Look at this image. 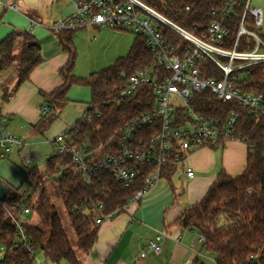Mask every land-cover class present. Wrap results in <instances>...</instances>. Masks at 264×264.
Here are the masks:
<instances>
[{"label": "trees", "instance_id": "trees-1", "mask_svg": "<svg viewBox=\"0 0 264 264\" xmlns=\"http://www.w3.org/2000/svg\"><path fill=\"white\" fill-rule=\"evenodd\" d=\"M145 1L180 26L196 31L199 25L206 26L213 20H221L212 11L226 7L232 0ZM186 5L191 6L189 12L185 11ZM236 10V14L224 21L229 29V47L234 43L244 13L242 2L237 4ZM246 23L249 28H254V18L249 12ZM78 29L56 31L68 54L67 64L60 69L64 81L51 93L41 92L49 110L42 113L33 131L44 133L69 104L70 90L74 86H87L91 89V101L84 115L62 134L76 148L98 150L104 156L118 151L119 129L125 122L154 107L156 96L146 87L133 96L122 98L119 94L124 78L154 64V52L148 46L147 37L138 35L127 56L119 58L103 71L79 78L73 73L77 60L74 35ZM162 30L170 44L179 46V50L184 49L186 44L181 35L165 26ZM35 40L32 33L23 32L19 35L12 33L0 42V76L13 69L19 49V63L15 68L18 73L17 86L29 80L32 71L42 62L41 50L29 44ZM252 46L253 43L249 48ZM199 62L201 68L208 70L211 76L220 77L221 70L214 63ZM238 75L237 83L241 89L264 93V63L247 67ZM4 97L8 98L7 91ZM193 100L194 109L207 117L224 118L232 111L239 113L237 133L249 145L248 162L238 176L222 172L205 197L185 210L177 222L185 229L200 233L205 239L203 245L206 251L215 256L216 264H264L263 117L235 100L222 101L210 89L196 94ZM173 173L169 170L165 177L169 178ZM46 174L57 183V195L64 204L83 253L92 249L99 234L97 218L100 213L96 211L95 204H104L103 214L124 211L135 193L144 186L141 179L133 186L124 187L107 173L90 184L74 171L70 150L50 155L46 160ZM25 209L37 215L38 224L29 220ZM15 220L23 225L26 243L32 247L31 250L23 242ZM0 244L5 248L0 264H35L39 252L53 262L66 260L70 264H81L68 227L38 167L27 168L23 184L0 198Z\"/></svg>", "mask_w": 264, "mask_h": 264}, {"label": "built area", "instance_id": "built-area-1", "mask_svg": "<svg viewBox=\"0 0 264 264\" xmlns=\"http://www.w3.org/2000/svg\"><path fill=\"white\" fill-rule=\"evenodd\" d=\"M73 2L77 7L76 13L58 22L55 26L57 31L97 26L131 32L136 36L145 35L155 58L153 65L141 68L124 78L119 89L120 96L125 98L136 95L141 88L146 87L154 92L156 102L151 110L141 112L120 127L117 152L101 156L98 150L76 148L67 141L64 134L57 137L59 145L56 152L63 154L70 150L74 171L86 182L92 184L103 173L112 176L124 187L133 186L142 179L143 188L130 200V203L140 202L161 180L166 179L165 174L169 170H183L188 178H194L195 170L186 164L192 150L205 146H221L230 141H245L237 133L238 112L232 111L224 118H214L194 109L195 95L207 89L224 102L235 100L243 107L257 112L263 117L264 123V93L243 90L237 83L238 72L264 63V38L260 34L263 13L260 8L252 6V0H232L226 7L214 9L212 14L221 17V20H213L206 26L199 25L196 31H190L175 23L145 0ZM239 2L244 5V13L234 43L229 47V29L224 21L236 14ZM190 10L191 6L186 5L185 11ZM248 12L254 18L253 29L246 23ZM152 21L156 22L155 26ZM164 26L184 38L186 46L183 50L168 42L163 35ZM244 37L248 39L244 40ZM251 43L254 46L249 48ZM201 60L218 66L221 70L220 77L211 76L208 70L202 69L199 62ZM41 109L42 113L49 110L47 105H43ZM7 123L8 118L2 116L0 157H5L15 146L23 144L17 134L8 130ZM22 160L25 164H31L34 158L22 154ZM94 207L100 213L97 218L100 225L116 214L101 213L104 209L101 202ZM25 213H30L29 209H25ZM15 221L23 242L31 250L32 247L26 243L27 236L23 225ZM200 241L204 243L205 239L201 237ZM150 246L156 254L161 253L162 248L155 241Z\"/></svg>", "mask_w": 264, "mask_h": 264}, {"label": "crops", "instance_id": "crops-1", "mask_svg": "<svg viewBox=\"0 0 264 264\" xmlns=\"http://www.w3.org/2000/svg\"><path fill=\"white\" fill-rule=\"evenodd\" d=\"M252 6L262 10L260 34L264 36V0H252ZM2 10L5 14L0 19V42L12 33L30 32L41 44L42 62L32 71L29 80L17 86V78L5 90L4 79L11 70L0 76V117L8 118V130L23 141L16 146L22 159L26 140L34 132L33 126L41 119V107L45 105L41 92L51 93L64 81L60 69L67 64L68 54L56 35L55 26L74 15L77 7L73 0H0V13ZM86 30L94 34V38L96 35L116 37L118 34L117 30L97 26ZM70 92L69 103L73 101ZM59 135L51 140L55 147L53 153L59 145L56 141ZM248 154L249 145L240 140L192 150L186 164L195 170V177L188 178L183 170L176 171L171 177L161 180L140 202L130 203L124 211L106 220L100 225L97 241L88 253L76 249L81 264H204L200 261L206 249L200 241V233L180 226L178 218L205 197L222 172L240 175L247 166ZM6 157L9 154L1 158ZM8 167L9 164L2 161L0 172L5 174L4 169ZM178 174L179 181L175 184L173 178ZM13 186L19 187L15 184L9 187L0 181V198L10 194ZM152 241L161 246L160 254L151 248ZM144 253L146 255L142 256ZM212 260L216 262L214 255ZM35 264L70 263L66 260L53 262L43 254Z\"/></svg>", "mask_w": 264, "mask_h": 264}, {"label": "rangeland", "instance_id": "rangeland-1", "mask_svg": "<svg viewBox=\"0 0 264 264\" xmlns=\"http://www.w3.org/2000/svg\"><path fill=\"white\" fill-rule=\"evenodd\" d=\"M4 14L5 12L2 10L0 13V19ZM152 22L155 26L156 22ZM117 32L118 34L116 37L110 35H103L100 37L96 35V38H94V34L89 33L86 28H80L75 32L74 45L77 52V60L73 73L76 77L87 78L92 73L100 72L109 68L116 63L119 58L125 57L129 54L137 36L131 32ZM247 39V37H244V40ZM19 55V52H16V60L13 69L4 79L5 90L14 84L16 81L15 79H17L18 73L15 68L18 67ZM70 97L73 101L66 106L58 120L48 127L44 133L31 132V135L28 136L24 154L33 156V163L25 164L19 156L18 148L16 146L9 154V157H6L5 159L0 157V166H2V161L9 164V167L4 169L6 175L2 174V171L0 172V181H3L5 185L9 187L13 184L19 186L26 177L27 168L38 167L45 178V183L50 189L54 201L58 205V210L62 219L68 227L75 249L80 251L76 236L70 226L67 211L65 210L62 200L57 195V183L46 174V160L52 155L55 149L51 140L68 129L77 119H80L82 115H84L83 113L87 107V103H90L91 101V90L87 86H74L70 92ZM178 176L179 174L174 176L173 183H178ZM12 188L18 187L13 186ZM3 206L5 207L6 205ZM28 217L33 223H39L35 213H28ZM4 251L5 248L0 244V258L2 254H4ZM212 256L211 253L203 251L200 262L204 264H216V262L212 260ZM42 257L43 254L39 252L36 256V261L39 262Z\"/></svg>", "mask_w": 264, "mask_h": 264}, {"label": "water", "instance_id": "water-1", "mask_svg": "<svg viewBox=\"0 0 264 264\" xmlns=\"http://www.w3.org/2000/svg\"><path fill=\"white\" fill-rule=\"evenodd\" d=\"M30 45L36 46L39 50H41V44L39 41L35 40V41H31L29 43ZM25 218V217H24Z\"/></svg>", "mask_w": 264, "mask_h": 264}]
</instances>
